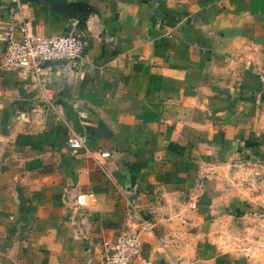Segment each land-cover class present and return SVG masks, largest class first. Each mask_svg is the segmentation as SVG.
Instances as JSON below:
<instances>
[{"label":"crops","instance_id":"obj_1","mask_svg":"<svg viewBox=\"0 0 264 264\" xmlns=\"http://www.w3.org/2000/svg\"><path fill=\"white\" fill-rule=\"evenodd\" d=\"M66 1L0 0V264H96L131 201L153 264H264V213L224 176L264 161V0ZM70 18L77 66L3 67L23 23Z\"/></svg>","mask_w":264,"mask_h":264},{"label":"built area","instance_id":"obj_2","mask_svg":"<svg viewBox=\"0 0 264 264\" xmlns=\"http://www.w3.org/2000/svg\"><path fill=\"white\" fill-rule=\"evenodd\" d=\"M19 2L20 0H16ZM22 36L15 38L10 34L4 52L3 67L9 70L32 68L38 74L50 61H66L77 66L86 48V34L76 19L70 18L68 29L55 34H39L21 25ZM264 84V69L259 73ZM86 139L73 133L68 137L69 147L77 149L85 146ZM79 202H82L79 199ZM153 222L143 215L136 202L131 201L127 223L117 232L114 239H105L102 252L96 264H153L145 256L143 232L151 229Z\"/></svg>","mask_w":264,"mask_h":264},{"label":"rangeland","instance_id":"obj_3","mask_svg":"<svg viewBox=\"0 0 264 264\" xmlns=\"http://www.w3.org/2000/svg\"><path fill=\"white\" fill-rule=\"evenodd\" d=\"M260 160L262 159L240 161L233 169H226L224 176L227 184L235 188L234 191L241 196H247L264 213V161ZM257 234L264 236L261 232ZM259 240L264 242L263 237Z\"/></svg>","mask_w":264,"mask_h":264},{"label":"water","instance_id":"obj_4","mask_svg":"<svg viewBox=\"0 0 264 264\" xmlns=\"http://www.w3.org/2000/svg\"><path fill=\"white\" fill-rule=\"evenodd\" d=\"M29 1H37V0H29ZM60 6L64 8L69 14H73L75 7H73L72 3L67 2L66 0H58Z\"/></svg>","mask_w":264,"mask_h":264}]
</instances>
